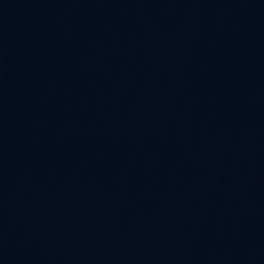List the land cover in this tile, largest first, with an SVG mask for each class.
<instances>
[{
  "label": "water",
  "instance_id": "obj_1",
  "mask_svg": "<svg viewBox=\"0 0 264 264\" xmlns=\"http://www.w3.org/2000/svg\"><path fill=\"white\" fill-rule=\"evenodd\" d=\"M0 264H264V0H0Z\"/></svg>",
  "mask_w": 264,
  "mask_h": 264
}]
</instances>
